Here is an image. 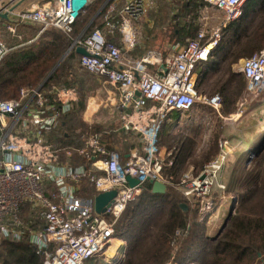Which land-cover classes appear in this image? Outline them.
I'll list each match as a JSON object with an SVG mask.
<instances>
[{
    "label": "built area",
    "instance_id": "2783aa9c",
    "mask_svg": "<svg viewBox=\"0 0 264 264\" xmlns=\"http://www.w3.org/2000/svg\"><path fill=\"white\" fill-rule=\"evenodd\" d=\"M0 14H6V27L15 32L18 25L61 30L69 37L77 19L92 0H42L17 8L8 0ZM203 8H212L224 16L222 24L198 30L197 38L180 46L171 55L145 52L135 58L124 53L139 42L136 23L154 7L155 0H123L120 9L109 4L102 25L72 38L70 46L82 47L78 66L102 78L117 90L121 109L120 124L138 134L140 150L131 151L125 160L102 140V133L84 136L80 146H55L44 133L55 129L62 115L76 101L75 86H23L15 99L0 95V236L13 240L26 237L42 264H84L104 253L114 238L116 222L126 205L135 200L142 185L150 181L167 184L165 167L173 164V149L165 152L158 145L159 133L167 114L186 112L196 102L219 112L222 97L197 91L196 66L206 62L217 46L222 28L238 17L246 0H202ZM204 18V17H203ZM117 34V35H116ZM107 35H116L108 40ZM33 40V39H32ZM31 40V41H32ZM11 47L0 38V60ZM147 65L158 67L155 72ZM245 77L244 98L235 115L243 113L246 103L264 91V48L240 62ZM233 116V114L231 115ZM227 140L218 142L217 154L195 175L182 173L176 183L188 200H196L200 219L214 208L216 198L226 189L222 171L231 154ZM137 180L130 185L127 178ZM93 185L95 193L83 196V184ZM115 190L104 213L94 209V197ZM27 204L39 226H31L20 217ZM177 229L173 242L182 236Z\"/></svg>",
    "mask_w": 264,
    "mask_h": 264
},
{
    "label": "trees",
    "instance_id": "16d2710c",
    "mask_svg": "<svg viewBox=\"0 0 264 264\" xmlns=\"http://www.w3.org/2000/svg\"><path fill=\"white\" fill-rule=\"evenodd\" d=\"M105 1H93L73 25L70 37L54 27H48L38 35L35 25H18L21 27L19 31L23 33V40L15 39L10 51L0 60L2 98H17L21 87L38 86L47 75L44 87L54 84L58 87L77 88L80 85L86 88L84 77L88 72L74 66L80 54L71 49L61 61L60 59L69 48L72 38L79 35L91 19L84 34L102 25L105 9L113 0H109L100 9ZM117 2L119 8L123 0ZM203 6L202 0H157V6L149 13L151 25H145L146 39H166L169 42L167 48L174 44L183 46L188 41L195 40L200 29L198 18ZM5 26L6 23L0 18V27L6 28ZM32 38L35 39L30 41ZM107 39L110 40L108 37ZM262 48L264 0H246L238 17L222 28L217 46L212 49L206 62H200L201 69L198 70L196 87L214 78L209 86L212 90L209 89L212 92L218 91L221 95L220 112L224 116L235 110V102L246 83L244 74L235 72L233 65ZM147 50V45L144 44L139 54L142 55ZM159 52L164 56L166 49ZM260 97L259 101L250 106V111L256 112L261 109L259 107H264V97ZM85 100L84 95H80L62 115L59 125L45 131L47 142L59 147L80 146L85 134L103 132L102 125L88 124L78 118L85 107ZM162 131L159 133V146L164 136ZM110 136L109 141L118 143L122 149L129 146L124 134L112 133ZM104 138L108 139L106 134L103 135ZM228 140L239 143L236 136ZM243 140L250 142L232 164L225 194L235 198L230 206L232 212L229 213V208L221 231L218 229L209 234L211 213L208 212L200 219L196 200H188L167 184L165 192H153L152 184L146 182L142 185L139 196L126 205L116 222L114 237L125 243L123 258L117 264H264V129L256 123ZM177 142L179 145L174 146L173 164L163 170L164 177L170 182L178 181L187 160L196 151L191 137L179 138ZM210 146L209 152L203 155L204 159L199 163V169L205 161L217 154V135ZM85 189V196L95 193L90 183H87ZM181 204L186 205L185 210L181 208ZM215 206L216 203L214 208ZM34 213L27 204L21 206L20 217L31 226H39L34 220ZM177 229L183 230V234L175 243L173 238ZM98 256L86 259L84 264H101L100 260L103 264H108ZM0 264H42V257L35 252L25 236L18 240L0 236Z\"/></svg>",
    "mask_w": 264,
    "mask_h": 264
},
{
    "label": "rangeland",
    "instance_id": "374dc122",
    "mask_svg": "<svg viewBox=\"0 0 264 264\" xmlns=\"http://www.w3.org/2000/svg\"><path fill=\"white\" fill-rule=\"evenodd\" d=\"M33 1V0H32ZM42 0H35L33 2H41ZM3 3H1L2 5ZM157 6V0H155V5L153 8H151L144 17H142L137 23V27H138V31H139V38L143 40V44L147 45V51L146 52H157L160 56L164 57L165 55H167L166 53L169 52V47L168 46V40L166 41L163 40L161 37L159 38H154L152 40H150L149 38L146 39V33L147 30L145 29V21L150 20L149 19V13L151 12V10H153L155 7ZM204 17V18H203ZM224 20V16L221 12H218L212 8H202L200 10V15L198 18L199 21V27L202 28L206 27L207 30H210L211 28H215L218 25L222 24ZM144 25V27H143ZM36 26V25H35ZM6 27V26H5ZM21 27H16L15 32H11L10 30L6 28H1L0 27V38L9 46L13 45L15 42V39L17 40H23V33L19 31ZM38 28V35H39V26H37ZM19 31V32H18ZM222 32V30H221ZM37 35V36H38ZM24 38V37H23ZM163 49H166V53L164 54V56L161 54ZM126 58H132L131 53L127 52L124 53ZM144 54V53H143ZM142 54V55H143ZM140 55V54H139ZM141 56V55H140ZM243 58H241L238 63L234 64L232 69L235 72H241L240 71V62ZM74 66L78 67V60L74 62ZM79 68V67H78ZM78 70V69H77ZM87 72V71H86ZM86 77L85 80L87 82V87L84 88L80 85L77 86L78 89V95H77V99L80 97V95H84V99L85 100V107L84 109L79 113V117L78 118H84V110L87 108V106L89 105L90 108L92 109L93 107H95L96 105L98 106V113L96 114V117L102 119V120H107L110 119L111 116H114L113 114H111V111L108 110V105L110 104V100H108L107 96L105 95V90L106 88L103 87V85L99 86V84L97 83V80L88 72L85 73ZM213 79L209 80L208 82H204V83H200V85L198 84L197 87V91L204 93V94H214V93H219L218 91H211L212 88L209 87L211 85V81H213ZM208 83V86H207ZM103 84V83H102ZM208 87V88H207ZM211 88V90L209 89ZM244 89L242 90L239 98L236 100L235 102V110H233V112L230 115H226L224 116L223 114H221V110H219V112H217L215 109L210 108L208 106H198L196 105L194 109H192L190 111V113H183L180 114V118H179V125L177 126V128L175 129L174 132V138H170L169 136H165L161 139V147L163 148L162 151H166L169 149H173L175 145H179L177 140L179 138H183V137H191L194 139L195 142V154H193L186 162V165L184 167V170L182 173L186 172V171H190L191 174L195 175L198 173V171H200L199 169V163L202 161V159H204L203 155H206L207 152H209L210 150V145L211 142L213 140V138L215 137V135H217V144L219 141L221 140H227L228 142L230 140H228L230 137L232 136H236L239 140V144L238 142L235 141H230L229 142V148L231 149V154L230 157L228 159L227 164H225V167L222 171V179L223 182L225 184H227L228 178H229V174L231 172L232 169V164L234 162V160L236 159V156L239 154V152L241 150H243L244 148H246V145L248 144V141L244 142L243 137H246L251 129V127L254 125H256V123L258 124V126H260V128L263 130L264 129V107H259L261 109H258V111H250V106L255 102L260 100V96H257L255 99H253L251 102L246 103L244 105L243 108V113H241L240 115H235L234 114L237 112V106L238 103L241 101V99L243 100L245 94H244ZM260 97V98H259ZM76 99V101H77ZM91 99H93L91 102ZM74 101V102H76ZM117 101V99H116ZM116 101H114L116 103ZM73 102V103H74ZM113 102V103H114ZM72 103V104H73ZM72 104L70 105L69 109L71 108ZM264 106V104H263ZM222 107V106H221ZM68 109V110H69ZM221 109V108H220ZM67 112V111H66ZM233 114V116H231ZM89 122V121H87ZM114 124L113 127L116 128V126H119V119H115L112 121ZM169 129V127L167 128ZM172 132V134H173ZM88 134H92V133H88ZM85 134L84 136L88 135ZM171 135V134H170ZM242 141V142H240ZM250 142V141H249ZM169 146V147H168ZM173 148H171V147ZM233 147V148H232ZM175 152V148L173 149ZM211 160V159H209ZM209 160L205 161L204 164L206 162H208ZM203 164V165H204ZM182 175V174H181ZM180 175V177H181ZM179 177V179H180ZM178 179V181H179ZM177 181V182H178ZM177 182H170L168 181L167 185L172 186L177 192H180V190L177 188L176 183ZM87 186V183L83 184V190L85 189V187ZM82 190V193H80L81 195L85 196L87 193V189H85V191ZM84 192V193H83ZM183 196V195H182ZM234 196H227L224 193H222L221 197L216 198L215 203L217 204V206H215V208L211 211H209V213H211L210 215V219H209V234H213L214 232H216L220 226L222 225L226 214L230 208V206L234 203L232 202V200H234ZM208 213H205V215ZM179 239L177 238L175 243L178 241ZM120 240L119 238L114 237L112 242L110 243L109 246H107V248L105 249L104 253H100L99 256L97 258H102L104 261L108 262V264H117L119 263L122 258H123V254H124V249H125V243L124 241ZM101 264H103V261L100 260Z\"/></svg>",
    "mask_w": 264,
    "mask_h": 264
},
{
    "label": "crops",
    "instance_id": "0c3cea01",
    "mask_svg": "<svg viewBox=\"0 0 264 264\" xmlns=\"http://www.w3.org/2000/svg\"><path fill=\"white\" fill-rule=\"evenodd\" d=\"M33 1H35V0H33ZM33 1H32V0H20V1L15 2V5H16L17 8H23V7H26V6L30 5L31 3H33ZM93 1H94V0H92L91 4L93 3ZM108 1H109V0H106V1L102 4V6L104 7V6L107 4ZM8 2H9L8 0H3V1H2V3H3L2 6L7 5ZM110 3H111V4H115V9H116V10L120 9V7H121V6H120L119 8H117V7H118L117 5H118V3H119V2H117V0H113V1L110 2ZM91 4L87 7V9L91 6ZM102 6H101V7H102ZM107 6H108V5H107ZM2 14H3V13H2ZM2 14H0V18H2V19L4 20V22L7 23L8 18H7V17L4 18V17L2 16ZM91 20H92V19H91ZM146 24H149V26L151 25L150 21L147 20V19H146L144 25H146ZM27 25H29V24H27ZM144 25H143V27H144ZM116 35H117V34H116ZM116 35H107V37L110 38V40H113V38H115ZM35 37H36V36H35ZM32 39L34 40L35 38H32ZM32 39H31V40H32ZM31 40H30V41H31ZM30 41H28V42H30ZM7 45H8V44H7ZM180 46H181V45H179V44H174V45L169 46V52L166 53V54H167L166 56L171 55V54H172L176 49H178ZM143 47H144L143 40L139 39L138 45H137L133 50L130 51L132 58L139 57V56H140V55H139V51H140V49L143 48ZM166 56H164V57H166ZM151 69H154L153 72H155V71L158 70V67H156V66H154V65H147V70L151 72ZM199 69H201V64H200V63L196 66V70H195V76H196V79H197V80H198V75H199V72H198ZM91 75H92V74H91ZM92 76L97 80V83L99 84V86L103 85V87L106 88V90H105V95L107 96L108 100H110V104L108 105V110L111 111V114L114 113V114H113L114 116H111L110 119H107V120H102V119H100L99 117L97 118V117H96V114L98 113V106L96 105V106L93 107L92 109H89L90 106L88 105L87 108L84 110L85 113H84V115H83L84 118H82V120H84L85 122L89 121V122H87L88 124H99V125H102V126L104 127L103 132H101V133H102V140H103V142L106 143V144H108L111 148L117 150L118 153H119V155H120V157H121V160H125L126 157L128 156V154H129L131 151H134V150H140V147H141L140 139H139V137H138V134H136L135 132H133V131L126 132V131L121 127V124H120V114H121V109H120L118 103H117V102H116V103L114 102V101H116V99H117V95H118L117 90H115V88H114L112 85H110V84L104 82V80H103L102 78H99V77H97V76H95V75H92ZM102 83H103V84H102ZM210 95H211V94H210ZM260 96L264 97V92H261ZM92 100H93V99H91V102H93ZM113 102H114V103H113ZM196 105H198V106L202 105V106H203V104H201V103H199V102H196V103L193 105V107H192L190 110L186 111V112H182V113H181V112H178V111H172V112H170L169 114H167V119L164 121V123H163V125H162L163 129H162V127H161V130H163L162 133H164V136H163V137H165V136H169L170 138H172V137L174 138V136H172V135H174V132H173V131H175V129H176L177 126L179 125V118H180L179 115H180V114H183V113H190V111H191L192 109H194ZM204 106H206V105H204ZM232 112H233V111H232ZM232 112H231V113H232ZM231 113H229L228 115H230ZM115 119H119V126L117 125L116 128L113 127L114 124H111V123H113L112 121L115 120ZM168 127H169V129H167ZM161 130H160V132H161ZM172 132H173V134H172ZM112 133H116V134H118V133H122V134H124L125 136H127L126 141L128 140V142H129V146L127 147V149L124 150V149H122V148L119 146L118 143H112V142L109 141L110 138H111L110 135H111ZM104 134H106V136L108 137V139H106V138L103 139V135H104ZM170 134H171V135H170ZM83 138H84V137H83ZM229 142H230V141H229ZM69 146H73V145H69ZM170 147H171V146H170ZM160 148H161V150H162L164 147L162 148V147L160 146ZM171 148H173V147H171ZM232 148H233V147H232ZM167 149H169V148H167ZM173 149H174V148H173ZM173 151H174V150H173ZM34 220L36 221V218H34ZM209 231H210V230H209Z\"/></svg>",
    "mask_w": 264,
    "mask_h": 264
},
{
    "label": "water",
    "instance_id": "95a60500",
    "mask_svg": "<svg viewBox=\"0 0 264 264\" xmlns=\"http://www.w3.org/2000/svg\"><path fill=\"white\" fill-rule=\"evenodd\" d=\"M102 8H103V6H102L100 9H102ZM2 16H3L4 18L7 17L5 13L2 14ZM91 22H92V20H90V21L88 22V24H87V25L84 27V29L82 30V33H83L84 31H86V29L89 27V25L91 24ZM71 49H72V47L69 46V48L67 49L66 53H65V54L62 56V58L60 59V61L64 58V56H65V55H66ZM75 51H76L77 53H79V54H85V51H84V49H83L82 47H76V48H75ZM53 70H54V68H53ZM53 70H51V72H52ZM47 77H48V75H47ZM47 77H46V78H47ZM46 78H45V79H46ZM127 180H128V182H129L130 185H135V184L138 183L137 180L134 179V178H132V177H128ZM150 183L152 184V191H153V192L163 193V192L166 191V184H164L163 182H159V181H150ZM115 193H116V191L113 190V189H112V190H109V191H104V192L98 193V194L94 197V209H95V211H96L97 213H104L106 207L110 204V202L112 201L113 197L115 196ZM181 208H182L183 210H185V209H186V205H185V204H181ZM231 212H232V208H230V210H229V213H231ZM224 223H225V222H223V224L220 226L219 231H221V230L223 229V227H224Z\"/></svg>",
    "mask_w": 264,
    "mask_h": 264
},
{
    "label": "bare ground",
    "instance_id": "6f19581e",
    "mask_svg": "<svg viewBox=\"0 0 264 264\" xmlns=\"http://www.w3.org/2000/svg\"><path fill=\"white\" fill-rule=\"evenodd\" d=\"M122 242V241H121Z\"/></svg>",
    "mask_w": 264,
    "mask_h": 264
}]
</instances>
